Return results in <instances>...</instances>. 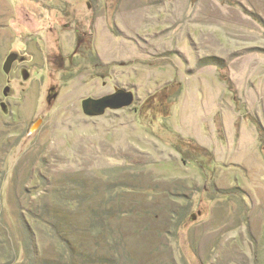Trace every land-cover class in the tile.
<instances>
[{
    "label": "rangeland",
    "instance_id": "rangeland-1",
    "mask_svg": "<svg viewBox=\"0 0 264 264\" xmlns=\"http://www.w3.org/2000/svg\"><path fill=\"white\" fill-rule=\"evenodd\" d=\"M76 178L139 190L132 262L71 238L99 259L264 264V0H0V264L71 261L47 225Z\"/></svg>",
    "mask_w": 264,
    "mask_h": 264
},
{
    "label": "trees",
    "instance_id": "trees-1",
    "mask_svg": "<svg viewBox=\"0 0 264 264\" xmlns=\"http://www.w3.org/2000/svg\"><path fill=\"white\" fill-rule=\"evenodd\" d=\"M138 191L136 185L128 187L117 184V182L107 183L106 181L89 183L88 180L83 181L79 178L72 180L67 188L62 189L61 194L66 192V196L61 197H65V199L59 202V206L53 210L56 223H48L47 225L55 230L59 243L63 244L62 257L67 255L71 260L70 262L67 260L66 263H59L114 264L111 258L106 261L97 258V254L94 255L93 251H89L92 245L85 243L82 238V241L80 239L71 240L74 234L79 235V232L93 236L100 247L103 244L110 245V248H121L126 259L132 262V254L127 252V240H125L115 222L130 214L133 208H131V205L127 206L126 204L131 200L126 202L124 200L130 198L128 195H133L132 198L135 199L138 195L134 194ZM37 220L39 222L44 221L42 216H38ZM51 264L55 263L52 262Z\"/></svg>",
    "mask_w": 264,
    "mask_h": 264
},
{
    "label": "water",
    "instance_id": "water-1",
    "mask_svg": "<svg viewBox=\"0 0 264 264\" xmlns=\"http://www.w3.org/2000/svg\"><path fill=\"white\" fill-rule=\"evenodd\" d=\"M11 68V66H10ZM135 101V95L131 91L123 89L101 98H89L83 101L82 107L85 114L89 116H101L108 109L119 110L130 107Z\"/></svg>",
    "mask_w": 264,
    "mask_h": 264
},
{
    "label": "flooded vegetation",
    "instance_id": "flooded-vegetation-1",
    "mask_svg": "<svg viewBox=\"0 0 264 264\" xmlns=\"http://www.w3.org/2000/svg\"><path fill=\"white\" fill-rule=\"evenodd\" d=\"M118 90H120V89H116V91L115 92H117ZM127 91H131V90H127ZM113 94V93H112ZM84 101V100H83ZM83 103V102H82ZM110 109H108L107 111H109Z\"/></svg>",
    "mask_w": 264,
    "mask_h": 264
}]
</instances>
